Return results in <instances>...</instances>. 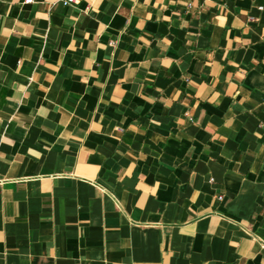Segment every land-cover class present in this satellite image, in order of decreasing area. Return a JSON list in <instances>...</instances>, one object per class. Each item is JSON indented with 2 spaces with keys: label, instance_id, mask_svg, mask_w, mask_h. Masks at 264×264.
Wrapping results in <instances>:
<instances>
[{
  "label": "crops",
  "instance_id": "crops-1",
  "mask_svg": "<svg viewBox=\"0 0 264 264\" xmlns=\"http://www.w3.org/2000/svg\"><path fill=\"white\" fill-rule=\"evenodd\" d=\"M0 264H264V0H0Z\"/></svg>",
  "mask_w": 264,
  "mask_h": 264
},
{
  "label": "built area",
  "instance_id": "built-area-1",
  "mask_svg": "<svg viewBox=\"0 0 264 264\" xmlns=\"http://www.w3.org/2000/svg\"><path fill=\"white\" fill-rule=\"evenodd\" d=\"M25 2H31L32 0H24ZM64 3H70L73 2L75 0H62Z\"/></svg>",
  "mask_w": 264,
  "mask_h": 264
}]
</instances>
